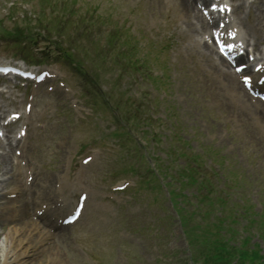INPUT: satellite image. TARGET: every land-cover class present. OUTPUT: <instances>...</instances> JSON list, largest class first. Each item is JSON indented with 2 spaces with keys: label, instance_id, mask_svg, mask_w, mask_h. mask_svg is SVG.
I'll use <instances>...</instances> for the list:
<instances>
[{
  "label": "rangeland",
  "instance_id": "rangeland-1",
  "mask_svg": "<svg viewBox=\"0 0 264 264\" xmlns=\"http://www.w3.org/2000/svg\"><path fill=\"white\" fill-rule=\"evenodd\" d=\"M13 1L0 0V32L23 30L24 34H31L35 24L18 19L23 9L36 10L38 14L39 0H16L17 4L9 9ZM56 1L45 0L40 5V16L55 28L58 46L68 52L77 51L74 59L80 61V75L72 76L64 67H57L61 76L67 77L71 92L65 94L59 89L56 93L45 95L39 91L36 95L30 147L24 159L39 171L40 181L29 198H48L40 185L43 183L52 192L58 179L62 185L65 179L68 182L62 199H67L70 192L72 195L76 181L90 188L92 194L87 211L74 227L53 236L45 234L43 228V236L32 233L35 260L29 264H183L187 258L185 243L178 234L165 191L155 187L154 163L168 168L166 172L173 175L170 182L175 190L187 198L182 201L187 208L201 205L209 211V197L224 195L226 209L233 210L232 215L248 210L258 220L261 214L259 224L264 228V136L253 125L244 124V115L242 123L229 122L225 94L217 91L220 89L213 84L216 80L203 69L199 57L192 59L193 53L180 45L181 36L187 38L188 33H181L178 28L181 23L177 21L176 0H104L103 14H127L131 24L140 26L134 32L135 42L131 36L113 33L110 46L101 45L106 38L103 31L93 29L81 14L69 13L66 8L59 15L58 7L64 0ZM89 1L80 0L78 6L84 7ZM100 1L94 0L93 5ZM112 4L115 12L109 8ZM150 21L157 23L155 32L149 30ZM84 27L86 32L82 31ZM172 32L176 36L170 37ZM69 34L77 36V46L66 39ZM18 40L17 47L27 45L25 49L37 55L54 49V45L46 47L36 42L33 46ZM125 40L130 44L124 45ZM167 45L172 46L165 50ZM11 53L9 48L0 46L1 58H12ZM43 58L53 61L52 54ZM162 74L166 79L161 78ZM165 95L168 98L163 99ZM14 98L20 102L24 95L15 92L10 99ZM126 98L131 102L124 108ZM77 103L90 111V116L79 118L77 107L72 108ZM231 111L229 115L241 114ZM86 155H94V161L79 180L77 159ZM192 166L195 175L201 172L206 175L201 179L210 180L206 185L211 192L207 193V188L200 191L208 198L205 204L196 197L199 179L191 182L176 175V171ZM181 179H186V189H179L177 180ZM20 181L23 177L12 186ZM124 182L129 183L127 197L123 202L117 194L112 199L111 187ZM188 211L190 219L194 218L192 223L211 219L192 209ZM25 212L19 207L14 224H10L7 215L0 217L8 223L0 225L4 232L13 226L22 228Z\"/></svg>",
  "mask_w": 264,
  "mask_h": 264
},
{
  "label": "bare ground",
  "instance_id": "bare-ground-1",
  "mask_svg": "<svg viewBox=\"0 0 264 264\" xmlns=\"http://www.w3.org/2000/svg\"><path fill=\"white\" fill-rule=\"evenodd\" d=\"M179 8L182 12L187 14L194 13L195 9L192 4H190L187 0H180ZM262 15V12H260ZM190 26V25H189ZM232 77H235L234 74L229 73ZM224 81L225 87H236L235 81L230 77L226 76ZM231 80L232 82L228 81ZM6 112L5 106L0 105V115ZM261 114V113H259ZM9 138L7 137L6 140ZM14 160L10 153L0 152V197L3 191V188L6 185H11V183L15 180L14 177ZM13 215L11 217V220ZM28 229L21 228H12L7 234L3 236L0 240V264H29L33 257L32 250V232L37 231V234H40V231L34 226H27ZM22 236H26L25 238H21ZM28 236V237H27Z\"/></svg>",
  "mask_w": 264,
  "mask_h": 264
}]
</instances>
